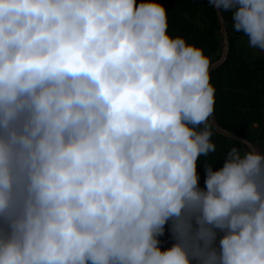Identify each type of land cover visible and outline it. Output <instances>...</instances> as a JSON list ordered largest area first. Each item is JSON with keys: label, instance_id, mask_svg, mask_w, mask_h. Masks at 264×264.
<instances>
[{"label": "clouds", "instance_id": "clouds-1", "mask_svg": "<svg viewBox=\"0 0 264 264\" xmlns=\"http://www.w3.org/2000/svg\"><path fill=\"white\" fill-rule=\"evenodd\" d=\"M208 6L264 52V0ZM212 66L159 0H0V264H264V151L207 159Z\"/></svg>", "mask_w": 264, "mask_h": 264}, {"label": "trees", "instance_id": "trees-1", "mask_svg": "<svg viewBox=\"0 0 264 264\" xmlns=\"http://www.w3.org/2000/svg\"><path fill=\"white\" fill-rule=\"evenodd\" d=\"M141 0H137L139 4ZM169 13V31L185 37L189 43L203 47L212 59L222 48L220 31L227 34L228 54L218 66H212V83L216 89V104L212 119L215 122L214 142L217 151L209 161L217 159L241 140L248 139V131L257 125L259 138L264 139V59L252 60L238 50V41L245 37L232 28L231 14L208 6V0H159ZM223 131H221V130ZM204 157L200 158L198 173L200 186H205ZM221 157L214 165L224 164Z\"/></svg>", "mask_w": 264, "mask_h": 264}, {"label": "rangeland", "instance_id": "rangeland-1", "mask_svg": "<svg viewBox=\"0 0 264 264\" xmlns=\"http://www.w3.org/2000/svg\"><path fill=\"white\" fill-rule=\"evenodd\" d=\"M219 34H220V37L222 40V48L219 51V53L217 55H215L212 59L214 67L220 65L226 59L227 54H228L227 34H226L225 29L223 28ZM238 50H239V52L243 53L245 55V57L250 58L252 60L264 59V52H260V51L255 50V49H251L248 46L246 37H242L239 39ZM221 131H223V130H221ZM248 139L250 141H252V143L248 142L247 140H241L240 139V141L242 143L241 148L243 150H245V151L247 150V147L245 145L248 144V145H251L257 152L264 151V139L259 138L257 125H253L249 129ZM173 243H174V241L171 239L170 231L166 230L165 235L163 237H161V246L166 249V248L171 247Z\"/></svg>", "mask_w": 264, "mask_h": 264}, {"label": "crops", "instance_id": "crops-1", "mask_svg": "<svg viewBox=\"0 0 264 264\" xmlns=\"http://www.w3.org/2000/svg\"><path fill=\"white\" fill-rule=\"evenodd\" d=\"M166 229H167V226H166Z\"/></svg>", "mask_w": 264, "mask_h": 264}]
</instances>
